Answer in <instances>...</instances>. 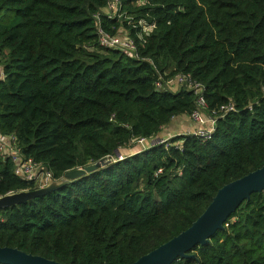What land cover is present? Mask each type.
I'll use <instances>...</instances> for the list:
<instances>
[{"label": "trees", "instance_id": "16d2710c", "mask_svg": "<svg viewBox=\"0 0 264 264\" xmlns=\"http://www.w3.org/2000/svg\"><path fill=\"white\" fill-rule=\"evenodd\" d=\"M106 5L0 0V137L53 180L110 160L0 209V247L67 264H132L187 228L222 185L264 166V0H122L148 25L138 58L99 44L98 25L136 37ZM179 73L203 85L207 114L232 107L210 138L158 141L174 117L198 107L184 87H155L159 75ZM142 137V148L117 159ZM13 167L0 156V196L39 188ZM186 253L193 257L171 264H264V192Z\"/></svg>", "mask_w": 264, "mask_h": 264}, {"label": "water", "instance_id": "95a60500", "mask_svg": "<svg viewBox=\"0 0 264 264\" xmlns=\"http://www.w3.org/2000/svg\"><path fill=\"white\" fill-rule=\"evenodd\" d=\"M119 155V151H115ZM107 158L89 163L83 167L67 170L58 180L49 179L46 185L33 190L8 193L0 196V209L12 207L44 195L72 180L93 172L109 163ZM264 192V166L249 171L245 175L222 185L201 214L184 230L141 255L132 264H171L177 258L193 257L186 252L196 245H204L210 237L224 227L236 208L248 200L253 192ZM67 264L26 253L16 247H0V264ZM105 264V263H104Z\"/></svg>", "mask_w": 264, "mask_h": 264}, {"label": "built area", "instance_id": "2783aa9c", "mask_svg": "<svg viewBox=\"0 0 264 264\" xmlns=\"http://www.w3.org/2000/svg\"><path fill=\"white\" fill-rule=\"evenodd\" d=\"M108 17H116L118 19L126 20L129 28L136 29V37H132L128 29H120L117 33H109L103 30L99 25L97 27V33L99 35L98 42L102 47L112 48L118 50L121 54L129 58H138V44L144 41V36L148 32L147 23L142 20H133V18L124 12L122 0H107L106 11L104 12ZM0 76H2V70L0 68ZM163 83L169 88L184 87L196 95L197 109H195L190 117L198 128L192 133L202 139L210 138L211 133L215 129L216 116H222L224 113L232 109L231 106L220 107L217 111H212L211 115L202 110L206 108L205 100L202 96L203 85L200 82L193 80L189 74H175L168 79L164 80L161 75L155 82V87L161 89ZM161 139V138H160ZM158 138V141H160ZM11 136L0 137V156L9 157L13 164V172L18 177L24 180H33L40 188L46 185L51 174L41 167V164L34 162L31 158H24L15 145L12 142ZM165 141V139H161ZM137 145L143 146L146 143L145 138H138ZM121 159V157L119 158Z\"/></svg>", "mask_w": 264, "mask_h": 264}, {"label": "crops", "instance_id": "0c3cea01", "mask_svg": "<svg viewBox=\"0 0 264 264\" xmlns=\"http://www.w3.org/2000/svg\"><path fill=\"white\" fill-rule=\"evenodd\" d=\"M185 119H187L186 116L174 117L171 120V126L165 130L166 136L168 137L173 133L175 134V132L181 133V131L183 134L187 132L192 133L196 128H198L197 124H195V122H193L190 117H188L189 122H186Z\"/></svg>", "mask_w": 264, "mask_h": 264}, {"label": "rangeland", "instance_id": "374dc122", "mask_svg": "<svg viewBox=\"0 0 264 264\" xmlns=\"http://www.w3.org/2000/svg\"><path fill=\"white\" fill-rule=\"evenodd\" d=\"M0 68H1V66H0ZM172 89H175V88H172ZM186 118H187V119H185V121H186V122H189V119H188L187 116H186ZM178 124H179V122H178ZM178 124H177V125H178ZM169 126H171V122H170L169 124L165 125V126L162 128V133H164V134H163V137H167V136H166V132H165V130H167V128H168ZM175 134H176V135H179V134H183V133H182V131H181V133H177V132H175ZM184 134H188V132H187V133H184ZM172 136H174V133H173ZM170 137H171V136H170ZM168 138H169V137L165 138V140L168 139ZM163 139H164V138H163ZM160 142H163V141L160 140ZM177 144H180V141H179ZM140 148H142V146H139V145L136 144V142H134L133 145H131L130 147H126L124 150L122 149V152H119V155H116V153H115V156L117 157V159H119L120 157H121V159H122L125 155L132 154V153L136 152L137 150H139ZM120 151H121V150H120ZM116 157H115V159H116ZM112 159H113V157L111 158V160H112Z\"/></svg>", "mask_w": 264, "mask_h": 264}]
</instances>
